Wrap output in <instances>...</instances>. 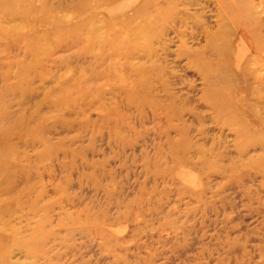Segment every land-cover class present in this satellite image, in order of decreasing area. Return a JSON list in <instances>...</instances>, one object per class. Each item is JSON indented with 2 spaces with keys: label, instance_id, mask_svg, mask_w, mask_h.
<instances>
[{
  "label": "rangeland",
  "instance_id": "1",
  "mask_svg": "<svg viewBox=\"0 0 264 264\" xmlns=\"http://www.w3.org/2000/svg\"><path fill=\"white\" fill-rule=\"evenodd\" d=\"M0 264H264V0H0Z\"/></svg>",
  "mask_w": 264,
  "mask_h": 264
}]
</instances>
